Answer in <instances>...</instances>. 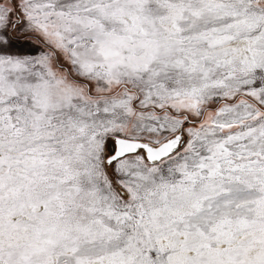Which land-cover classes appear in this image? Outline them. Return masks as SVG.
Masks as SVG:
<instances>
[{
	"label": "snow or ice",
	"instance_id": "obj_1",
	"mask_svg": "<svg viewBox=\"0 0 264 264\" xmlns=\"http://www.w3.org/2000/svg\"><path fill=\"white\" fill-rule=\"evenodd\" d=\"M0 264H264V0H0Z\"/></svg>",
	"mask_w": 264,
	"mask_h": 264
}]
</instances>
